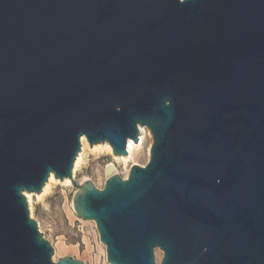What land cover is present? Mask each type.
Segmentation results:
<instances>
[{"label": "water", "instance_id": "obj_1", "mask_svg": "<svg viewBox=\"0 0 264 264\" xmlns=\"http://www.w3.org/2000/svg\"><path fill=\"white\" fill-rule=\"evenodd\" d=\"M139 127L144 166L74 179ZM51 174L108 264H264V0H0V264H84L30 216Z\"/></svg>", "mask_w": 264, "mask_h": 264}, {"label": "rangeland", "instance_id": "obj_2", "mask_svg": "<svg viewBox=\"0 0 264 264\" xmlns=\"http://www.w3.org/2000/svg\"><path fill=\"white\" fill-rule=\"evenodd\" d=\"M151 145V134H146L137 153L125 164L113 161L106 152L92 153L85 149L82 162L73 177L79 182L90 180L97 188L102 189L106 180V165L114 164L115 173L125 179L132 166H144L147 163ZM70 193L71 184L64 186L60 182H53L46 194L38 198L39 194L32 193L30 203L27 200L31 218L36 221L38 230L53 247L52 262H57L59 258L72 257L84 264H108L105 247L99 241L95 223L76 216L72 197L69 200ZM154 254L155 261L159 264L162 252L155 250Z\"/></svg>", "mask_w": 264, "mask_h": 264}, {"label": "bare ground", "instance_id": "obj_3", "mask_svg": "<svg viewBox=\"0 0 264 264\" xmlns=\"http://www.w3.org/2000/svg\"><path fill=\"white\" fill-rule=\"evenodd\" d=\"M149 135L150 134L148 132L145 131L144 127H139V134H138V141L137 142H133L132 140L128 139L127 140V144H126V149H127V155L126 156H113L112 155V149L110 147V145L105 142L102 144H96L93 146H90L88 144V142L86 141V139L84 137H82L80 139L81 141V150L79 152V154L77 155L74 165H73V169H72V174L74 176L75 171L77 170V168L80 166L81 162H82V155H83V151L85 149L89 150L92 153H101V152H106L107 154H109L113 161L115 162H122V163H127L130 159L133 158V156L137 153L138 149L140 148L142 141L144 139L145 135ZM114 166V164H111ZM115 168V166H114ZM116 168L114 169V174H115ZM53 182H60L62 185L64 186H70V181L68 179H64L62 181H58V179H55L54 176L51 174L47 183L45 184V186L43 187V189L41 190V192L39 193L38 198L41 197L42 195L46 194V192H48L49 187L51 185V183ZM31 194L32 193H25V197L28 200V202L30 203V198H31Z\"/></svg>", "mask_w": 264, "mask_h": 264}]
</instances>
